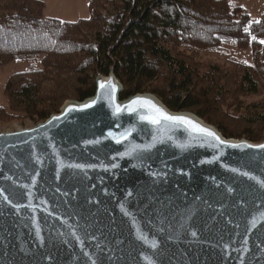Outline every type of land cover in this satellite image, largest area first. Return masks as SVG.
<instances>
[{
    "label": "water",
    "instance_id": "95a60500",
    "mask_svg": "<svg viewBox=\"0 0 264 264\" xmlns=\"http://www.w3.org/2000/svg\"><path fill=\"white\" fill-rule=\"evenodd\" d=\"M109 80L115 93L100 88ZM95 84L46 121L0 133V264H264V140L225 139L152 94L122 100L113 68ZM137 97L224 143L141 121L147 109L125 108Z\"/></svg>",
    "mask_w": 264,
    "mask_h": 264
},
{
    "label": "trees",
    "instance_id": "16d2710c",
    "mask_svg": "<svg viewBox=\"0 0 264 264\" xmlns=\"http://www.w3.org/2000/svg\"><path fill=\"white\" fill-rule=\"evenodd\" d=\"M87 1V19L65 22L47 17L41 0H0V68L31 67L7 80L0 124L42 123L67 101L92 97L113 68L122 100L152 94L225 139L263 142L264 99L246 98L264 97V15L252 21L227 0ZM225 44L249 52L252 65L200 63Z\"/></svg>",
    "mask_w": 264,
    "mask_h": 264
},
{
    "label": "rangeland",
    "instance_id": "374dc122",
    "mask_svg": "<svg viewBox=\"0 0 264 264\" xmlns=\"http://www.w3.org/2000/svg\"><path fill=\"white\" fill-rule=\"evenodd\" d=\"M45 3V15L49 18L65 22H76L79 19L89 17L87 0H41ZM245 9L252 21H258L264 15V0H227ZM66 14L63 16V14ZM202 65H224L231 66V62H242L252 65V57L249 52L237 50L231 44L223 45L214 52H204L199 56ZM35 67H39L37 64ZM31 69L28 62H14L0 68V108L8 110V103L3 94L4 86L10 76ZM262 96L248 97L246 102L260 101ZM37 125V124H36ZM29 120L14 121L0 124V133L15 132L22 129H29L36 126Z\"/></svg>",
    "mask_w": 264,
    "mask_h": 264
},
{
    "label": "snow or ice",
    "instance_id": "6c2138e0",
    "mask_svg": "<svg viewBox=\"0 0 264 264\" xmlns=\"http://www.w3.org/2000/svg\"><path fill=\"white\" fill-rule=\"evenodd\" d=\"M247 31V29H245ZM261 43H264V41H261ZM110 88L112 93H115L116 87L114 83L109 80L107 83L101 82L100 88ZM114 102V97L112 98ZM96 101H92L91 104L83 105V108L91 107L92 104H95ZM126 110L128 112H136L138 108L141 109H147V114L140 115L139 119L141 121H147L148 123L152 125H159L161 121H170L174 123H181L183 125L189 126L192 130L201 133L206 138H211L212 140L218 142V143H224L220 140V138L215 134V132L211 131L210 129L204 128L198 124H196L194 121L190 120L187 117L184 116H173L167 114L163 109L158 107L153 101L149 99H144L137 97L129 102L128 105L125 106ZM121 106L116 105L114 110V115L121 112ZM127 133H124L121 135V138H126ZM119 143V140H117ZM231 147H239V145H231ZM251 147V146H249ZM258 148H264V145H257Z\"/></svg>",
    "mask_w": 264,
    "mask_h": 264
},
{
    "label": "crops",
    "instance_id": "0c3cea01",
    "mask_svg": "<svg viewBox=\"0 0 264 264\" xmlns=\"http://www.w3.org/2000/svg\"><path fill=\"white\" fill-rule=\"evenodd\" d=\"M45 4V3H44ZM66 14L64 13L63 16H65Z\"/></svg>",
    "mask_w": 264,
    "mask_h": 264
}]
</instances>
